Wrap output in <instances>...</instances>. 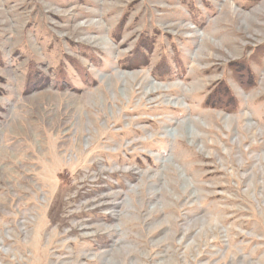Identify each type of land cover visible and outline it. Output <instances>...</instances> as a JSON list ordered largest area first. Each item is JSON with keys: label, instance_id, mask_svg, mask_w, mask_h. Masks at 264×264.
Here are the masks:
<instances>
[{"label": "rangeland", "instance_id": "1", "mask_svg": "<svg viewBox=\"0 0 264 264\" xmlns=\"http://www.w3.org/2000/svg\"><path fill=\"white\" fill-rule=\"evenodd\" d=\"M0 264H264V0H0Z\"/></svg>", "mask_w": 264, "mask_h": 264}, {"label": "trees", "instance_id": "2", "mask_svg": "<svg viewBox=\"0 0 264 264\" xmlns=\"http://www.w3.org/2000/svg\"><path fill=\"white\" fill-rule=\"evenodd\" d=\"M240 68L245 72V75L248 74V76H251V73L248 72V64L243 61V63L240 64ZM165 74H162V77L164 78L166 75L169 76L166 71L164 72ZM239 73V72H238ZM239 75V74H238ZM243 74L239 75V76H245ZM217 88V87H216ZM216 90H219L220 93H217V95H215L212 100L210 101H207V104L209 106H213V107H219V108H224V109H227L228 107L227 106H236V103H231V104H228L226 99H223V98H229L230 99V92L227 88H225L223 86V84H221L220 88L218 87ZM214 92V91H213ZM212 94V93H211ZM210 94V95H211ZM223 95V96H222ZM228 99V100H229ZM209 100V99H208ZM230 103V102H229Z\"/></svg>", "mask_w": 264, "mask_h": 264}]
</instances>
